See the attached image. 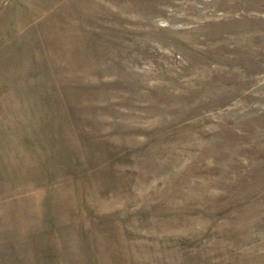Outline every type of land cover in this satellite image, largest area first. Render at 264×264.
Masks as SVG:
<instances>
[{"label":"rangeland","instance_id":"374dc122","mask_svg":"<svg viewBox=\"0 0 264 264\" xmlns=\"http://www.w3.org/2000/svg\"><path fill=\"white\" fill-rule=\"evenodd\" d=\"M0 264H264V0H0Z\"/></svg>","mask_w":264,"mask_h":264}]
</instances>
